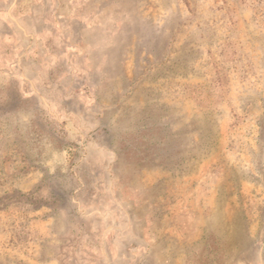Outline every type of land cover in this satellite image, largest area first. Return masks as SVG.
Returning <instances> with one entry per match:
<instances>
[{
	"label": "rangeland",
	"instance_id": "374dc122",
	"mask_svg": "<svg viewBox=\"0 0 264 264\" xmlns=\"http://www.w3.org/2000/svg\"><path fill=\"white\" fill-rule=\"evenodd\" d=\"M0 264H264V0H0Z\"/></svg>",
	"mask_w": 264,
	"mask_h": 264
}]
</instances>
